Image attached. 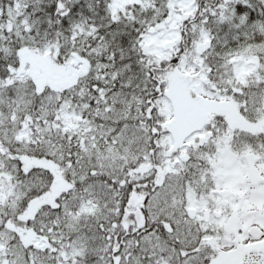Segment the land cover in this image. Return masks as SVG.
Segmentation results:
<instances>
[{"label":"snow or ice","instance_id":"6c2138e0","mask_svg":"<svg viewBox=\"0 0 264 264\" xmlns=\"http://www.w3.org/2000/svg\"><path fill=\"white\" fill-rule=\"evenodd\" d=\"M0 264H264V0H0Z\"/></svg>","mask_w":264,"mask_h":264}]
</instances>
